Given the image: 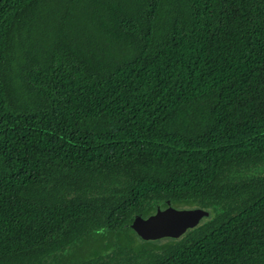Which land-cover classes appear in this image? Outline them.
I'll list each match as a JSON object with an SVG mask.
<instances>
[{"label": "trees", "instance_id": "1", "mask_svg": "<svg viewBox=\"0 0 264 264\" xmlns=\"http://www.w3.org/2000/svg\"><path fill=\"white\" fill-rule=\"evenodd\" d=\"M0 264H264V0H0Z\"/></svg>", "mask_w": 264, "mask_h": 264}, {"label": "water", "instance_id": "2", "mask_svg": "<svg viewBox=\"0 0 264 264\" xmlns=\"http://www.w3.org/2000/svg\"><path fill=\"white\" fill-rule=\"evenodd\" d=\"M205 212L198 210H177L167 201L156 205L153 215L147 218L136 217L131 223L135 235L144 242L163 239H179L188 230L195 228Z\"/></svg>", "mask_w": 264, "mask_h": 264}, {"label": "rangeland", "instance_id": "3", "mask_svg": "<svg viewBox=\"0 0 264 264\" xmlns=\"http://www.w3.org/2000/svg\"><path fill=\"white\" fill-rule=\"evenodd\" d=\"M205 221V220H204Z\"/></svg>", "mask_w": 264, "mask_h": 264}]
</instances>
